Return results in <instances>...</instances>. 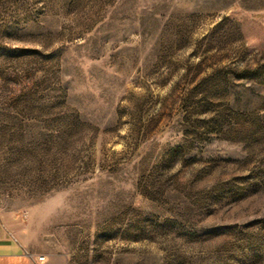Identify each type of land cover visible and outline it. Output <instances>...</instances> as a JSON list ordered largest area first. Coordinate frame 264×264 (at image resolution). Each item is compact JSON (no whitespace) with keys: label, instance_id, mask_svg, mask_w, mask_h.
Listing matches in <instances>:
<instances>
[{"label":"rangeland","instance_id":"rangeland-1","mask_svg":"<svg viewBox=\"0 0 264 264\" xmlns=\"http://www.w3.org/2000/svg\"><path fill=\"white\" fill-rule=\"evenodd\" d=\"M0 210L55 264H264V0H0Z\"/></svg>","mask_w":264,"mask_h":264},{"label":"crops","instance_id":"crops-1","mask_svg":"<svg viewBox=\"0 0 264 264\" xmlns=\"http://www.w3.org/2000/svg\"><path fill=\"white\" fill-rule=\"evenodd\" d=\"M31 247L24 223L0 210V264H55Z\"/></svg>","mask_w":264,"mask_h":264},{"label":"built area","instance_id":"built-area-1","mask_svg":"<svg viewBox=\"0 0 264 264\" xmlns=\"http://www.w3.org/2000/svg\"><path fill=\"white\" fill-rule=\"evenodd\" d=\"M22 218H26V217H25V216H23ZM43 259H44V257H41V258H40V260H43Z\"/></svg>","mask_w":264,"mask_h":264}]
</instances>
